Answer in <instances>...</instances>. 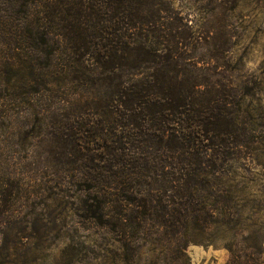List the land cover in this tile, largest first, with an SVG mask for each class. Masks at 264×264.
<instances>
[{"label":"trees","instance_id":"1","mask_svg":"<svg viewBox=\"0 0 264 264\" xmlns=\"http://www.w3.org/2000/svg\"><path fill=\"white\" fill-rule=\"evenodd\" d=\"M51 9L62 33L50 58L64 55L69 65H48L53 79L44 88L98 117L97 130L73 125L67 141L97 191L96 220L113 204L125 213L139 208L143 229L155 216L202 234L233 231V201L216 185L251 136L244 96L220 63L231 39L204 38L169 0H61ZM200 47L208 51L197 60ZM259 221L243 230L241 247L225 239L233 262L264 264Z\"/></svg>","mask_w":264,"mask_h":264},{"label":"rangeland","instance_id":"2","mask_svg":"<svg viewBox=\"0 0 264 264\" xmlns=\"http://www.w3.org/2000/svg\"><path fill=\"white\" fill-rule=\"evenodd\" d=\"M169 1L204 38L233 43L220 63L244 96L251 142L226 163L216 189L233 201L235 229L202 234L155 216L143 229L139 208L113 204L96 220L97 191L67 141L73 125L97 130L98 117L44 88L48 65H69L64 55L50 58L62 33L51 7L61 0H0V264H237L225 239L241 247L243 230L259 218L264 225V0ZM207 51L197 48V60Z\"/></svg>","mask_w":264,"mask_h":264}]
</instances>
